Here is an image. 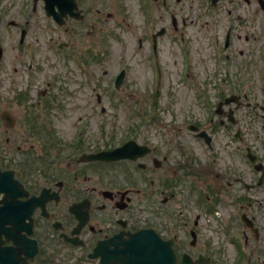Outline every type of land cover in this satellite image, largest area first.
I'll use <instances>...</instances> for the list:
<instances>
[{
  "label": "flooded vegetation",
  "instance_id": "af4514ba",
  "mask_svg": "<svg viewBox=\"0 0 264 264\" xmlns=\"http://www.w3.org/2000/svg\"><path fill=\"white\" fill-rule=\"evenodd\" d=\"M154 2L162 3L161 12L168 7L176 31L172 0ZM227 4L224 12L200 10L212 68L194 83L191 58L181 50L176 76L187 93L174 112L159 110V127L151 123L157 111L146 110L151 96L123 91L135 59L128 52L124 96L101 97L91 67L93 94L86 98L84 85V107L69 138L57 127L43 139L38 125L43 113L58 108L54 84L63 83L59 74L72 73L70 54L60 58L63 72L40 100L34 84L21 88L16 79L14 96L4 99L0 75V264H126L124 246L145 229L172 241L178 264L182 255L190 264H264V0ZM217 12L232 22L229 45ZM143 43L160 91L166 78L160 39L153 56ZM108 112L115 114L107 119ZM127 140L138 148L131 159L95 157Z\"/></svg>",
  "mask_w": 264,
  "mask_h": 264
},
{
  "label": "rangeland",
  "instance_id": "374dc122",
  "mask_svg": "<svg viewBox=\"0 0 264 264\" xmlns=\"http://www.w3.org/2000/svg\"><path fill=\"white\" fill-rule=\"evenodd\" d=\"M80 7H86L91 4V13L83 20L82 23H71L68 27L74 28L73 33L62 32L59 27L52 21L44 12V3L38 2L37 9L32 10V0H0V16H2V23L0 28V48L3 50L2 56V73L3 76V95L4 99L10 100L14 95L10 91L14 79L19 83L21 88H25L28 83L35 85V92L43 89L44 79L49 80L58 72H63V60L60 59L58 48L59 42L68 41L73 44L76 49L75 53L79 55L77 63L68 64L72 73L59 74L63 83L54 84L62 89L55 88L53 93L60 96L58 100L57 109H48L47 112L41 116L38 127L43 129L42 138H51L54 130L59 127L66 129V134L63 132L64 138H69L73 132L74 117L79 115L84 105L81 100L85 98L82 89L86 86V98L92 96L91 74L94 72L91 67L96 66L99 88L97 91L102 94L101 88L108 80L105 78L107 71L116 72L118 66L123 64L122 55L127 54L134 60H131L129 67L131 68L127 78H130V87H126L123 91L132 95H147L152 94L150 89V67L146 61V57L142 50H140L139 40L142 38V12L139 10V0H78ZM243 7L246 6L247 0H242ZM251 2V1H250ZM199 1L183 0L181 3L172 1L169 5L170 11L173 12L176 20H178V27L175 29L169 19V10L165 6V10L161 12L159 9L162 3L156 4L157 29L164 30V34L159 38L162 47V59L166 66L164 70L162 92L154 98L156 100L157 119L153 121L152 125L159 127L160 120L164 118L160 113L161 109H168L174 112L176 100H180L182 95L187 93V89L180 87L177 81L176 71L179 70L181 61V33L185 34L186 39L191 42L192 46V76L194 83H200L206 76L208 70L212 68V55L210 41L207 36L203 35V29L197 19ZM228 0H222L218 5V9L223 8L226 11ZM254 3V0H252ZM160 15H162L160 17ZM218 25L222 27L226 25V17L222 12H217ZM8 21H14L18 27L27 30L26 43L29 53L27 55L20 54L17 45L21 29L7 26ZM121 27V28H120ZM209 48V49H208ZM148 48L145 50L147 51ZM93 50L99 52L98 57H103L93 63L91 58L89 63L82 64L84 60L83 55L85 51ZM126 50V51H123ZM24 51V50H23ZM21 56V57H20ZM26 62L27 66H21L22 62ZM34 63L31 71H28V66ZM170 65V66H169ZM175 66V67H173ZM14 67L17 71H14ZM52 67V70H51ZM88 74H87V73ZM7 74V75H6ZM94 80V79H93ZM96 80H94L95 82ZM40 87V88H39ZM66 89L72 92L65 94ZM10 91V93H8ZM123 95V94H122ZM149 107L153 104V100L149 99ZM148 102V101H147ZM84 104V103H83ZM71 115V116H68ZM63 117V119L61 118ZM68 117L66 120H64ZM50 118L51 120H48ZM54 119L56 122H54ZM121 127V126H120ZM152 131H156L153 129ZM233 249V248H232Z\"/></svg>",
  "mask_w": 264,
  "mask_h": 264
},
{
  "label": "water",
  "instance_id": "95a60500",
  "mask_svg": "<svg viewBox=\"0 0 264 264\" xmlns=\"http://www.w3.org/2000/svg\"><path fill=\"white\" fill-rule=\"evenodd\" d=\"M37 1V0H35ZM216 1V0H215ZM46 12L49 16H54V19L57 22L63 23L61 17H64L68 14L75 16L78 13H74L75 9L77 8L76 2L74 0H44ZM60 8V14H56L55 7ZM141 242L140 246H138V242L135 244L136 246L132 245L131 249H137L141 252H138L142 258H150L148 262L151 263L152 261L156 260L157 262L163 263L166 260H172L174 258L173 248L171 247V243L167 241H163L152 234L151 232H145L144 235H141ZM145 240V241H144ZM141 258V259H142Z\"/></svg>",
  "mask_w": 264,
  "mask_h": 264
},
{
  "label": "bare ground",
  "instance_id": "6f19581e",
  "mask_svg": "<svg viewBox=\"0 0 264 264\" xmlns=\"http://www.w3.org/2000/svg\"><path fill=\"white\" fill-rule=\"evenodd\" d=\"M33 4H35V0L33 1Z\"/></svg>",
  "mask_w": 264,
  "mask_h": 264
}]
</instances>
